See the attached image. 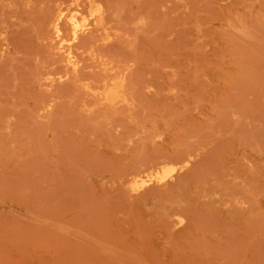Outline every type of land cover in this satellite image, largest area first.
I'll use <instances>...</instances> for the list:
<instances>
[{
	"label": "rangeland",
	"instance_id": "1",
	"mask_svg": "<svg viewBox=\"0 0 264 264\" xmlns=\"http://www.w3.org/2000/svg\"><path fill=\"white\" fill-rule=\"evenodd\" d=\"M0 264H264V0H0Z\"/></svg>",
	"mask_w": 264,
	"mask_h": 264
}]
</instances>
